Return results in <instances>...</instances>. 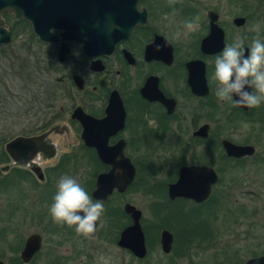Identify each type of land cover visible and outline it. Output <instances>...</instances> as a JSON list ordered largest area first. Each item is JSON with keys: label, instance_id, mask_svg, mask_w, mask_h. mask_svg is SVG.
<instances>
[{"label": "flooded vegetation", "instance_id": "flooded-vegetation-1", "mask_svg": "<svg viewBox=\"0 0 264 264\" xmlns=\"http://www.w3.org/2000/svg\"><path fill=\"white\" fill-rule=\"evenodd\" d=\"M255 3L252 10L247 0H175L173 4L169 0H141L138 11L144 17L135 25L129 16L119 20L115 33L126 37L113 51L95 56L87 54L83 45L76 42H41L26 21L34 34L31 41L49 49V57L55 63L54 73L60 76L56 78L57 93L49 88L55 95L48 106L41 109L44 114L39 123L29 132L17 136L40 138L42 149L27 165H20L6 149L14 138L5 141L7 156L1 163L6 164L2 170L7 174L4 183L8 190L21 185V181L32 183L37 192L34 200L38 199V204L32 205L39 208H16L10 212L14 216L21 212L23 218L29 217L32 222L44 224L42 229L24 237L16 235L14 240L9 233L16 229H12L13 225L8 221L1 220L5 228L0 230V241L7 246V253L13 254L11 264H42V260L45 264H102L101 257H111V264H165L166 261L182 264L185 256H196L217 242L221 234L213 233L202 215L210 210L216 211L220 202V208L230 212L232 204L228 191L232 190L231 179H239L238 175L251 163L264 165L261 151L264 149V104L249 109L218 101L216 84L211 79L216 55L238 36L244 39L247 48L257 35L248 31L249 25L254 24L251 21L264 23V0ZM229 8L239 11L233 14ZM196 17L199 18L198 30L182 35L179 40L173 38L176 31H187L182 27L185 21ZM54 34L59 35L60 31H54ZM63 46L67 51L65 60L61 61ZM56 96L71 101L70 106L65 105L58 111ZM111 99H120L125 117L123 127L113 135L110 133L108 147L123 143V157L116 156L114 160L117 163L122 158L128 160L136 174L124 192L116 186L107 200H102L105 207L101 218L103 226L97 222L98 231L86 238L77 235L74 228L57 225L49 215V206L57 190L51 176L57 173L61 177L68 175L67 170L61 169L70 160L69 154L60 156L53 136L74 129L92 170L84 188L93 200H101L94 197L98 178L109 174L114 167L105 163L96 149L88 147L83 137L84 125L75 114L81 110L84 115L104 122L112 131L115 122L111 120L114 118H108ZM226 143L251 147L253 154L229 155ZM50 159H58L57 165L44 167ZM172 161L175 166L170 170L167 163ZM200 167L213 169L218 176L208 200L198 203L192 199H171L170 186L178 182L181 170ZM116 173L121 174L120 171ZM224 175L229 179L226 187L219 189ZM138 179L143 187L135 189ZM41 187L46 188L40 190ZM132 189L151 199L147 210L149 215L124 199L134 192ZM18 195L24 196L23 188ZM41 195L45 200L40 198ZM127 205L140 212L143 256L121 245L122 234L136 223L133 214L127 212ZM237 208L240 218L248 223L253 221L256 214L247 206ZM262 210L261 205H257L259 223H262ZM215 211L209 213L213 215L212 223L217 222ZM33 236L39 238V248L26 261L23 255ZM262 257L264 255L255 254L240 262L224 252L223 261L247 264ZM5 259L3 253L0 264H9Z\"/></svg>", "mask_w": 264, "mask_h": 264}, {"label": "rangeland", "instance_id": "rangeland-1", "mask_svg": "<svg viewBox=\"0 0 264 264\" xmlns=\"http://www.w3.org/2000/svg\"><path fill=\"white\" fill-rule=\"evenodd\" d=\"M256 1L257 0H247L248 4L252 6V10H254L253 6L256 4ZM228 11L237 14L239 10L234 8L230 10L229 8ZM249 11H251V9H249ZM10 21L11 23H15L13 17ZM252 22H254V24H260V36L264 29V23L258 20H253L251 23ZM253 25H249V33H255L250 30ZM29 29L30 27L25 29L16 26L14 28L16 37L13 36L12 43L6 45L8 47L4 49H1L2 46H0V72L8 68L12 73L11 78L4 80L10 89V92H6V95L9 96L11 101L17 102L12 108L7 106L6 103H0V149L3 141L8 142L17 136H21L23 133L29 132L30 129H33L44 114L41 109L47 107L57 93L56 78L60 76V74L57 75L54 73L55 63L49 57V49L39 46L37 43L30 40V36L28 35ZM51 87L52 90H54V95L51 93V89H49ZM55 98L58 111L65 105V107L68 105L70 106L71 101H63L58 96ZM63 124L67 123L64 122ZM53 141L57 146L60 156L67 154L70 156L69 162L62 166L61 170H67L65 173H68V176L77 179L82 187H85L91 178L90 174L92 170L90 164L84 157L85 153L82 146H79L81 145L79 144V137H77L74 129L72 131L69 130L63 135L55 134L53 136ZM6 142L3 143V148ZM261 151L264 153V149ZM57 163L58 159H50L44 164V167H54ZM252 164L253 163H251L249 168L243 171L242 174L238 175L239 179L237 177L231 179V181L233 180V185H231L232 187L230 186L232 190L228 191V197L232 204V206H229L230 212L226 211L225 208H220V204L222 203L220 202L215 208L216 211L210 210L202 215L204 217V222L210 225L212 232L221 234L217 242L215 241V244L210 246L207 250L199 251L196 256H185L182 264H227L229 261H223L225 260L224 252H227V254L230 253L231 257H234V261L239 260L240 262L248 260L255 256V254L264 255V165ZM167 165L171 170L175 166V161L169 162ZM5 166L6 164H0V230L5 228L1 220L8 221L13 225L12 229H16L10 232L9 235L16 240V235L24 237L29 232L42 229L44 224L32 222L29 217L23 218V213L21 212L15 216L13 212H10L16 208H35L32 204L37 205L38 199L34 200L37 192L34 190L32 183L18 181L21 185L14 186V188L8 190L4 183L7 174L2 172ZM60 178L61 176L58 173L51 176L52 184L55 183V187ZM160 178L161 177H159V179ZM228 179L229 176L224 175L223 184L218 188L221 189L226 187ZM3 187H5V190H2ZM142 187L143 184L138 179L135 189ZM22 188L24 190V196L18 195L19 190ZM45 188L46 187H41L40 190ZM135 189H132L134 192L131 191L124 199H128L133 205L147 212V210L150 209L149 205L151 199ZM40 198L45 200L42 195ZM120 199H122V197H120ZM20 203H23V205H20ZM114 203L117 202L114 201ZM240 205H245L250 211L254 212L256 214L254 218L256 219L253 218V221L248 223L243 218H240V211L237 210V206L239 207ZM257 205H261L263 209L262 223L258 222ZM38 209L39 208H35V210ZM213 211H215L217 217V222L215 223H212L213 215L209 214ZM1 242L2 241H0V257L3 253L6 254L5 262L8 261L9 264H11L13 254L7 253V246L5 245L4 247ZM14 243L15 242H12V244ZM43 262L44 260H42V264H45V262ZM165 264L169 263L166 261Z\"/></svg>", "mask_w": 264, "mask_h": 264}, {"label": "water", "instance_id": "water-1", "mask_svg": "<svg viewBox=\"0 0 264 264\" xmlns=\"http://www.w3.org/2000/svg\"><path fill=\"white\" fill-rule=\"evenodd\" d=\"M140 1L0 0V46L9 45L13 40L12 33L3 19V14L9 13L14 15L16 20L29 22L41 42H76L82 44L85 52L91 56L111 52L115 49L116 44L126 37V35L115 33L116 23L129 16L132 25H135L141 17H144V14H140L138 11ZM54 31H60V34L55 35ZM66 51L67 47L63 46L60 54L61 61L65 60ZM245 55H247L246 52ZM108 115V118H114L111 120L112 123L115 122L112 131L105 127L104 122L84 115L81 110L75 114V118L84 125L83 137L88 147L96 149L101 159L114 167L109 174L100 175L98 178L94 197L101 200H107L116 186L121 192H124L134 181L136 174L134 166L128 160L122 158L120 163L114 160L116 156L123 157V143L116 147H108V138L123 127L125 112L120 99H111ZM225 145L228 154L232 156L242 157L253 154L251 147H237L230 143ZM6 149L16 163L27 165L42 149L41 139L38 137H16L6 145ZM117 171H120L121 174H117ZM217 179L218 176L213 169L207 167L184 168L181 170L178 182L170 186V198H185L198 203L204 202L208 200L211 187L217 182ZM126 210L133 214L136 223L122 234L121 245L130 248L139 256H143L144 237L139 224L140 212L131 205H127ZM39 242L40 240L36 236L29 240L23 255L26 261L39 248ZM247 264H264V257L252 259Z\"/></svg>", "mask_w": 264, "mask_h": 264}, {"label": "clouds", "instance_id": "clouds-1", "mask_svg": "<svg viewBox=\"0 0 264 264\" xmlns=\"http://www.w3.org/2000/svg\"><path fill=\"white\" fill-rule=\"evenodd\" d=\"M169 3H175V0H169ZM198 19L196 17L194 20L185 21L182 27L187 31L178 30L173 38L179 40L182 35L198 30ZM250 30L257 35L247 48L244 39L238 36L216 55L211 79L216 84L215 95L218 101L230 102L234 107L252 109L264 104V40L259 36V23L254 24ZM56 188L53 202L49 206L52 221L60 226L74 228L77 235L90 238L98 231L97 222L103 226L101 218L105 212L104 202L93 200L72 176H62ZM100 259L102 264H111V257Z\"/></svg>", "mask_w": 264, "mask_h": 264}, {"label": "trees", "instance_id": "trees-1", "mask_svg": "<svg viewBox=\"0 0 264 264\" xmlns=\"http://www.w3.org/2000/svg\"><path fill=\"white\" fill-rule=\"evenodd\" d=\"M4 18L6 19L5 21H6L7 26L10 28V30L13 33H14V28L16 26L20 27V28H25V29L30 27V25L24 20L20 21V22L15 21V23H11L10 19L12 20V16L9 15L8 13L4 14ZM28 35L30 36L29 37L30 40L34 38V34H33L32 30H31V28L29 29ZM14 37H16L15 33H14ZM5 47H8V46H2L1 49H4ZM27 52H29V51H27ZM28 54H30V53H28ZM6 55H7V58L9 59L7 53H6ZM11 74L12 73L10 72V69H8V68H7V70H5L3 72H0V103L1 104L6 103V105L9 106L10 108H12V106L17 103L16 101L15 102L11 101L9 96L6 95V92H10V89L7 86V83L4 80L8 79V78H11ZM4 142L5 141H3V143ZM3 143L1 144V149H0L1 150L0 164L6 161V156H7V154H6V152H5L4 148H3V145H4Z\"/></svg>", "mask_w": 264, "mask_h": 264}]
</instances>
